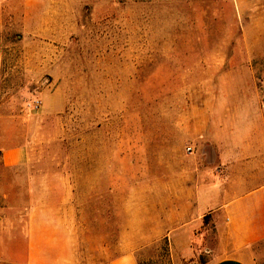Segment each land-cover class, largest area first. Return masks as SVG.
I'll use <instances>...</instances> for the list:
<instances>
[{
    "label": "rangeland",
    "instance_id": "374dc122",
    "mask_svg": "<svg viewBox=\"0 0 264 264\" xmlns=\"http://www.w3.org/2000/svg\"><path fill=\"white\" fill-rule=\"evenodd\" d=\"M180 151L215 167H149ZM258 160L264 0H0V264H213L214 213L179 228L167 183Z\"/></svg>",
    "mask_w": 264,
    "mask_h": 264
},
{
    "label": "crops",
    "instance_id": "0c3cea01",
    "mask_svg": "<svg viewBox=\"0 0 264 264\" xmlns=\"http://www.w3.org/2000/svg\"><path fill=\"white\" fill-rule=\"evenodd\" d=\"M182 156L180 151L174 163L164 157L157 165L149 167H159L160 171L165 172L177 167L179 172H183V167H215L204 164L188 165ZM28 158L29 147L26 145L4 149L2 152V159L7 167L26 164ZM222 164L219 167L230 170V161ZM258 169L264 170L263 161L247 164V174L239 179L231 180L230 177L225 179L213 175V182L202 190L190 189L182 174L178 179L167 183L168 188H178L175 191L178 196L177 206L172 209L173 215L168 220L174 223L178 221L179 228L191 227L205 213H214L218 236L217 251L220 257L213 264H248V250L264 242V179L255 174ZM107 264H137V260L134 254L128 253L110 260Z\"/></svg>",
    "mask_w": 264,
    "mask_h": 264
}]
</instances>
